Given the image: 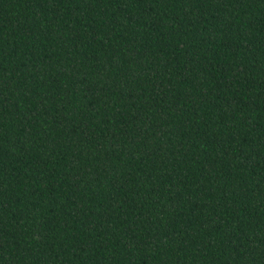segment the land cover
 <instances>
[{
    "label": "trees",
    "instance_id": "obj_1",
    "mask_svg": "<svg viewBox=\"0 0 264 264\" xmlns=\"http://www.w3.org/2000/svg\"><path fill=\"white\" fill-rule=\"evenodd\" d=\"M0 264H264V0H0Z\"/></svg>",
    "mask_w": 264,
    "mask_h": 264
}]
</instances>
